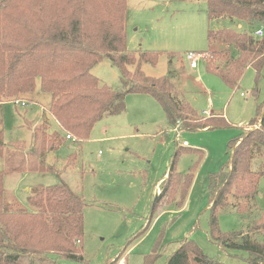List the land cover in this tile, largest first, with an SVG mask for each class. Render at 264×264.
Returning <instances> with one entry per match:
<instances>
[{
    "label": "trees",
    "instance_id": "1",
    "mask_svg": "<svg viewBox=\"0 0 264 264\" xmlns=\"http://www.w3.org/2000/svg\"><path fill=\"white\" fill-rule=\"evenodd\" d=\"M206 1L210 25L223 20L235 25L209 29L212 50L205 59L207 70L231 89L239 87L249 69L257 78L264 75V37L255 35L264 27V0ZM126 19L127 0H0V104L20 101L28 105L22 96L39 90L50 96V116L76 142L89 140L94 126L104 117L124 113L130 94L152 96L173 130L229 127L222 116H200L183 99L172 74L153 77L143 71L144 64L157 66L160 54L128 51ZM104 59L120 70L118 90L92 73ZM249 126L252 129L234 143L228 171L210 179V237L225 248L247 252L250 264H264V212L257 215L246 234L224 233L219 227V214L231 205L230 200L240 213L256 209L258 185L264 177V103ZM44 130L38 152L43 157L65 141L58 132L48 135ZM183 152L188 149L177 150L167 179L160 184L153 213L163 200L177 202L178 208L185 204L204 153L191 150L199 159L182 174L176 171V164ZM2 159L5 142L0 124ZM40 169L46 171L43 166ZM4 180L5 172L0 171V264H58L59 259H82L78 249L85 225L82 198L61 182L32 188L28 206H24L6 192ZM157 258L156 253L149 255L144 264H156ZM120 259L109 264H118ZM166 264L221 263L186 238Z\"/></svg>",
    "mask_w": 264,
    "mask_h": 264
},
{
    "label": "rangeland",
    "instance_id": "2",
    "mask_svg": "<svg viewBox=\"0 0 264 264\" xmlns=\"http://www.w3.org/2000/svg\"><path fill=\"white\" fill-rule=\"evenodd\" d=\"M207 9L206 0H127V48L129 52L160 54L157 66L144 64L143 71L152 76L171 71L183 99L200 116L220 115L229 127L174 131L152 96L130 94L126 111L100 120L89 140H66L43 157L38 152L42 150L44 126L40 123L35 131L37 120H25L32 106L9 102L0 107L6 165L23 167L27 172H21L20 177L6 176L5 188L28 206L34 186L52 187L64 182L84 201V235L78 245L82 259H59L58 264H109L118 258V264H144L154 253L158 255L156 264H166L186 238L193 239L205 255L221 264H250L247 252L225 248L210 237V179L228 171L235 141L252 129L249 124L264 103V75L257 78L249 69L239 87L231 89L207 70L205 59L191 68L190 53H206L208 57L209 29L235 27L229 20L210 25ZM92 73L113 90L120 88V70L109 59L98 63ZM38 110L35 108L30 117L38 115ZM50 125L55 129L54 123ZM57 132L65 138L61 129ZM181 147L188 152L177 160L178 173L187 174L199 159L191 150L204 153L189 195L182 208L177 202L163 200L153 213L157 189L160 191V183L167 179L165 175ZM4 160H0V171H5ZM42 166L45 172H40ZM258 190L256 209L240 213L230 200L231 205L219 214L222 232L246 234L250 230L257 215L264 212V177Z\"/></svg>",
    "mask_w": 264,
    "mask_h": 264
},
{
    "label": "crops",
    "instance_id": "3",
    "mask_svg": "<svg viewBox=\"0 0 264 264\" xmlns=\"http://www.w3.org/2000/svg\"><path fill=\"white\" fill-rule=\"evenodd\" d=\"M212 50V48L210 47V51ZM204 54H206V53H204ZM190 63V62H189ZM191 66V65H190ZM156 67V66H155ZM145 68V67H144ZM192 68V67H191ZM192 69H195V68H192ZM170 74H172V72L171 71H169L168 72V74L167 75H170ZM149 75V74H148ZM149 76H152V75H149ZM163 76H165V75H163ZM153 77H160V76H153ZM172 77H173V74H172ZM22 99H24L25 101H28V105L31 107V109H30V113H26L25 114V120L26 119H29V120H31V119H34V120H32V121H36V123L33 125L34 127H33V129L35 130V131H38L37 129L41 126L40 125V123L41 124H43V128L45 129L44 131L46 132V134H53V133H55V132H57V129H61L60 128V126H59V124L57 123V121L52 117V116H50V114H49V112H48V106H49V104H50V99L49 98H47L46 96H44V95H42L41 94V92L38 90V91H36L33 95H30V96H22ZM5 103H9V102H4V103H2V104H0V107L1 106H3V104H5ZM30 103V104H29ZM27 105V106H28ZM39 108V110H38V115H34V116H32V117H30V114L31 115H33L32 113H33V110L35 109V108ZM207 115V114H206ZM204 117H205V114L203 115ZM208 116H210V117H214V116H216V117H220V115H215V114H213V113H211L210 115H208ZM27 117V118H26ZM40 119H41V122H40ZM26 123V122H25ZM50 123H54V128L55 129H52V127H51V125H50ZM40 125V126H39ZM175 131V130H174ZM182 132V131H181ZM33 134V133H32ZM67 140V138H66V136H65V141ZM64 141V142H65ZM67 141H72V140H67ZM24 144H25V142H23ZM26 145V144H25ZM25 158H26V156H25ZM8 162V160H4V166L6 167L5 168V177L6 176H15V177H20V175H21V172L22 173H27L26 172V169H23V170H20L19 169V167H17V166H12V165H10V166H8V165H6V163ZM165 179V178H164ZM5 181V180H4ZM161 184V183H160ZM34 187H36V186H34ZM33 187V188H34ZM5 190H6V192L10 195V196H13L14 198H16L19 202H21L16 196H15V193L13 192V191H11V190H8V189H6L5 188ZM29 190V188H26V192ZM159 189H157V195L159 194ZM28 193V192H27ZM30 194V193H29Z\"/></svg>",
    "mask_w": 264,
    "mask_h": 264
},
{
    "label": "built area",
    "instance_id": "4",
    "mask_svg": "<svg viewBox=\"0 0 264 264\" xmlns=\"http://www.w3.org/2000/svg\"><path fill=\"white\" fill-rule=\"evenodd\" d=\"M256 37L258 38H263L264 37V27H260L257 29V31L255 32ZM202 59H206V55L205 54H194V53H190L188 55V60L190 62V65L192 68H197L198 63L202 60ZM16 105L22 106V107H26L27 104L25 102H20L17 101L15 103ZM67 140H72L74 142H76V139L70 135L66 136ZM184 145L186 146L187 144L184 143Z\"/></svg>",
    "mask_w": 264,
    "mask_h": 264
}]
</instances>
